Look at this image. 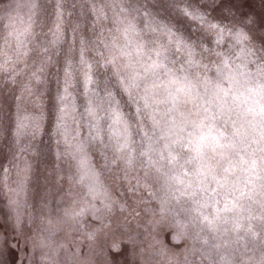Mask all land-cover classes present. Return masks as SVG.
Masks as SVG:
<instances>
[{
    "label": "snow or ice",
    "instance_id": "snow-or-ice-1",
    "mask_svg": "<svg viewBox=\"0 0 264 264\" xmlns=\"http://www.w3.org/2000/svg\"><path fill=\"white\" fill-rule=\"evenodd\" d=\"M5 97L0 264H112L127 245L131 264H264V19L224 0H0ZM45 136L58 179L37 210ZM117 212L150 240L111 230Z\"/></svg>",
    "mask_w": 264,
    "mask_h": 264
},
{
    "label": "rangeland",
    "instance_id": "rangeland-1",
    "mask_svg": "<svg viewBox=\"0 0 264 264\" xmlns=\"http://www.w3.org/2000/svg\"><path fill=\"white\" fill-rule=\"evenodd\" d=\"M69 3L72 0H68ZM151 3H156L157 0H150ZM206 2V0L202 1ZM234 6L238 9V14H246L254 17L257 21L264 19V0H224V7ZM221 9H217L214 15L219 16ZM12 105L11 99L5 97L0 98V116H3L4 112L10 111ZM36 155L32 157L33 170L31 175V191L29 193V203L36 206L39 209L40 202L45 197H50L51 193L55 191V183L58 179L56 170L55 159V145L48 139L47 136L42 141L37 142ZM7 149L4 147V142L0 141V165H7ZM8 208L6 207V199L3 195V191L0 190V232L7 231L11 235V222L7 220ZM111 225V230L120 231L125 234V237L131 235L137 243H147L150 240L148 234L147 219L142 217L132 219L128 217L125 219V215L117 212L108 221ZM21 243H23L21 241ZM125 244L127 241L125 239ZM123 247V246H122ZM112 264H131V246L127 245V250L121 254L112 253Z\"/></svg>",
    "mask_w": 264,
    "mask_h": 264
},
{
    "label": "trees",
    "instance_id": "trees-1",
    "mask_svg": "<svg viewBox=\"0 0 264 264\" xmlns=\"http://www.w3.org/2000/svg\"><path fill=\"white\" fill-rule=\"evenodd\" d=\"M202 1H204V0H202Z\"/></svg>",
    "mask_w": 264,
    "mask_h": 264
}]
</instances>
